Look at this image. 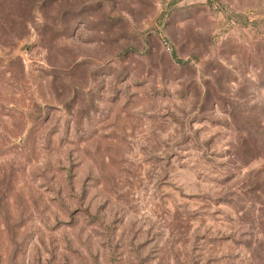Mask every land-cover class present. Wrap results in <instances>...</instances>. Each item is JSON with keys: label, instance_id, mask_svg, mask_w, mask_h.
I'll list each match as a JSON object with an SVG mask.
<instances>
[{"label": "rangeland", "instance_id": "374dc122", "mask_svg": "<svg viewBox=\"0 0 264 264\" xmlns=\"http://www.w3.org/2000/svg\"><path fill=\"white\" fill-rule=\"evenodd\" d=\"M0 264H264V0H0Z\"/></svg>", "mask_w": 264, "mask_h": 264}]
</instances>
